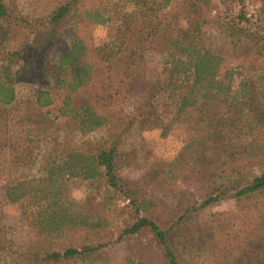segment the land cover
<instances>
[{
    "label": "rangeland",
    "instance_id": "374dc122",
    "mask_svg": "<svg viewBox=\"0 0 264 264\" xmlns=\"http://www.w3.org/2000/svg\"><path fill=\"white\" fill-rule=\"evenodd\" d=\"M4 1L31 21L44 20L52 8L46 0ZM138 2L141 5L145 2V12L162 20L167 35L176 37L186 26L180 10L185 0H171L166 7H162L163 0H88L86 6L119 4L123 10L132 12L140 7ZM212 6L214 9L205 16L208 24L202 28L197 45L210 50L224 49L230 53L226 58L235 62L239 53L246 52V46L228 45L220 36L218 17L229 20L244 8L248 18L259 20L257 23L253 20L252 27L258 24V31L264 36L263 1L212 0ZM114 29L112 24L86 23L79 16L63 28L60 52L71 46L74 35L81 36L90 46L116 52ZM22 39V36L17 38L20 43ZM14 46L0 40V66L6 64L8 52ZM161 48L160 45L157 51ZM168 59L166 50L153 53L148 59L147 78L155 81ZM51 63L54 68L55 61ZM259 64L262 60L256 63ZM249 73L244 76L260 77L264 87L261 73ZM241 78L236 79L235 89ZM34 88V82L28 79L17 86L15 103L0 105L1 135L10 138L17 156H22L18 144L23 140L29 148L19 166L13 161L12 149L0 150V166L6 172L0 187L24 182L28 192L17 201H9L5 191L0 190V246L4 250L0 252V264H31L30 255L37 252L42 256L62 252L67 247L86 246L98 248L89 264H168L161 242L150 229L132 235L124 233L141 219L169 232V244L179 264H243L245 255L241 248L248 244L243 231L253 230L260 223L263 213L251 204L261 198L238 204L235 193L229 192L218 202L202 204L208 199L212 183L229 182V174H224V170L239 166L247 175L264 172V165L250 164L244 156L254 140L264 152V130L254 136L245 135L230 147L222 145L218 150L206 151L212 144L202 140L216 128L218 118L191 109L179 112L173 95L183 93L182 88V91L162 92L147 112L148 128L134 126L115 137L118 188L114 189L105 169L92 159L109 146L112 133L108 127L83 131L79 119L61 116L63 95L53 106L39 108ZM115 108L122 115L133 113L131 102L124 105L116 102ZM227 150L235 156L228 157ZM42 211L57 212L62 230L47 232L48 220L42 232L30 225V214ZM247 251L250 255L251 250Z\"/></svg>",
    "mask_w": 264,
    "mask_h": 264
},
{
    "label": "trees",
    "instance_id": "16d2710c",
    "mask_svg": "<svg viewBox=\"0 0 264 264\" xmlns=\"http://www.w3.org/2000/svg\"><path fill=\"white\" fill-rule=\"evenodd\" d=\"M52 8L46 18L31 21L20 15L11 4L0 0V40L11 42L14 50L8 52L6 64L0 66V105L10 106L18 99L17 86L31 79L36 88V103L39 108L51 107L63 95L61 116L69 115L79 119L83 131L108 127L110 140L108 147L93 155L94 163L106 171L110 186L118 188L116 171L117 145L115 137L137 126L149 127L147 112L160 93H183L173 95L179 112L191 109L194 112L211 113L218 118L216 128L202 142L210 141L209 149L218 150L225 145L230 147L245 135L254 136L264 130V87L262 79L248 76L246 72L264 76V36L255 18H248L243 8L237 17H218L220 36L232 47L246 46L245 53H239L233 61L224 49L210 50L198 47L202 28L208 24L206 15L211 14L212 0H185L180 10L186 26L176 37L169 36L162 29V20L145 12L146 4L132 12L123 10L119 4L103 6L95 4L89 8L88 0H46ZM90 1V0H89ZM166 7L171 0H163ZM263 7H264V0ZM218 8V6H216ZM264 12V11H263ZM220 14V13H219ZM79 16L89 24H112L115 29L117 51L104 47L90 46L81 36H73L71 46L60 52L64 42V30ZM22 36V42H18ZM161 45V50L157 48ZM168 61L163 72L155 80L147 78L148 59L155 52H164ZM227 59V60H226ZM52 60L55 61L54 68ZM262 60V64L256 65ZM233 64V65H231ZM235 65L236 68L234 67ZM250 65V66H249ZM250 73L248 75H250ZM237 88L236 79L240 78ZM182 91V90H180ZM116 102L120 105L131 102L133 113L122 115L116 112ZM122 113V114H121ZM121 115V116H120ZM35 127V125H33ZM0 133V150L12 151L13 161L23 163V153L28 152L23 140L22 156H17L10 138ZM258 141H252L244 156L250 164L264 165V152ZM26 146V147H25ZM17 148V147H16ZM228 157L235 153L227 150ZM239 166L224 170L229 182L212 183L207 206L218 202L229 192L235 193L238 204L253 202L251 207L263 213L261 221L253 230L243 231L247 247L241 248L245 255L243 264H264V172L260 175H247ZM5 169L0 166V186ZM53 176V174H52ZM52 176L49 180L52 181ZM24 182L11 187H0L9 201H17L28 192ZM50 189H52L50 187ZM36 191H30V193ZM42 192V191H41ZM30 225L43 231L48 220L47 232L61 231L57 212H34L30 214ZM150 231L161 242L168 264H179L175 252L169 244V232L147 219L136 222L126 234ZM0 246V252H3ZM247 249L251 250L250 255ZM98 248L90 246L82 249L67 247L62 252H39L31 254V264H89ZM17 255V253H15ZM42 259V260H41Z\"/></svg>",
    "mask_w": 264,
    "mask_h": 264
}]
</instances>
